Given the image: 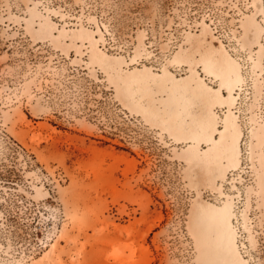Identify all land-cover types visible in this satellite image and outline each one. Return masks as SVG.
I'll use <instances>...</instances> for the list:
<instances>
[{"label":"rangeland","instance_id":"374dc122","mask_svg":"<svg viewBox=\"0 0 264 264\" xmlns=\"http://www.w3.org/2000/svg\"><path fill=\"white\" fill-rule=\"evenodd\" d=\"M0 264H264V0H0Z\"/></svg>","mask_w":264,"mask_h":264},{"label":"bare ground","instance_id":"6f19581e","mask_svg":"<svg viewBox=\"0 0 264 264\" xmlns=\"http://www.w3.org/2000/svg\"><path fill=\"white\" fill-rule=\"evenodd\" d=\"M224 44V43H223ZM239 147H241V145H239Z\"/></svg>","mask_w":264,"mask_h":264}]
</instances>
